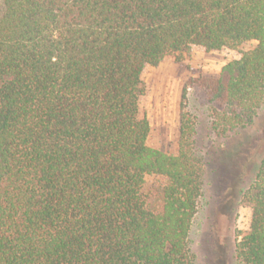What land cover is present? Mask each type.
<instances>
[{"label": "trees", "instance_id": "trees-1", "mask_svg": "<svg viewBox=\"0 0 264 264\" xmlns=\"http://www.w3.org/2000/svg\"><path fill=\"white\" fill-rule=\"evenodd\" d=\"M0 3V264H194L206 172L196 126L182 122L177 154L150 147L143 74L196 47L256 42L193 82L219 136L252 127L264 107V0ZM148 176L161 182L146 193ZM243 200L252 220L236 257L264 264V157Z\"/></svg>", "mask_w": 264, "mask_h": 264}, {"label": "rangeland", "instance_id": "rangeland-1", "mask_svg": "<svg viewBox=\"0 0 264 264\" xmlns=\"http://www.w3.org/2000/svg\"><path fill=\"white\" fill-rule=\"evenodd\" d=\"M256 45L250 42L237 50L215 52L196 47L187 55L166 58L156 68L147 67L143 74L139 106L151 127L150 147L177 154L182 122L188 120L196 126V151L206 172L189 237L194 264H239L236 245L252 220V209L243 195L254 182L264 157V107L252 127L228 137L219 136L212 129L207 96L193 82L217 78L227 63L240 59ZM160 182L159 177L148 176L145 192Z\"/></svg>", "mask_w": 264, "mask_h": 264}]
</instances>
